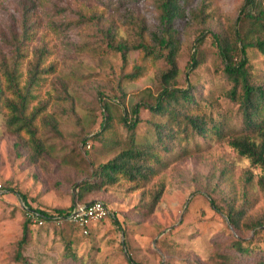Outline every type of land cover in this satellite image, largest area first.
I'll use <instances>...</instances> for the list:
<instances>
[{
    "label": "rangeland",
    "instance_id": "374dc122",
    "mask_svg": "<svg viewBox=\"0 0 264 264\" xmlns=\"http://www.w3.org/2000/svg\"><path fill=\"white\" fill-rule=\"evenodd\" d=\"M243 2L188 0V15L177 22L179 73L170 85L193 92L195 111L221 124L220 133L206 137L186 129L182 114L177 121L168 110L150 108L169 65L131 46L141 39L155 43V0H0V65L12 63L6 38L21 36L28 17L38 25L23 60V81L42 49L44 65L55 67L30 103L31 109L42 107L35 141L12 132L0 111V264H133L129 256L141 264H225L226 256L237 264L264 261V230L256 234L259 228L244 224L264 220L262 169L229 142L243 133L242 113L229 97L232 82L213 36L234 37ZM111 43L130 46L126 60ZM248 55L253 81L264 86L263 55L255 47ZM138 103L141 121L132 130L124 117L131 118ZM158 125H164L163 145ZM133 139L156 148L153 171L138 181L121 178L98 191H80L78 184L93 180L94 169ZM17 190L46 211L103 200L111 214L94 222L89 234L75 222L35 223L23 260H17L25 220ZM228 211H238L239 228L230 224ZM235 240L253 252L240 255Z\"/></svg>",
    "mask_w": 264,
    "mask_h": 264
},
{
    "label": "trees",
    "instance_id": "16d2710c",
    "mask_svg": "<svg viewBox=\"0 0 264 264\" xmlns=\"http://www.w3.org/2000/svg\"><path fill=\"white\" fill-rule=\"evenodd\" d=\"M120 1L124 2L125 0ZM155 1L160 11L158 30L152 32L155 43L151 44L141 39L140 43L131 46L133 49H142L148 57H164L169 65V68L161 76L162 90L157 97L156 104H151L150 108L158 112L168 110L176 116L177 121H179V115L182 114L185 128L191 129L196 134L211 137L215 133H220V123L207 120L205 115L198 113L195 111V107L191 106L194 100L193 92L187 89L174 88L170 85V82L179 73L177 22L187 17L186 4L188 0ZM37 25L36 21L30 23L28 17L24 18L21 36L14 35L13 40L6 38V42L11 46V52L13 53L12 63L4 65V61H2L0 65V111L5 112L8 127L12 132L20 135L26 133L31 141H35V138H37L36 120L42 112V107L30 108V103L37 96L34 89L45 78V74L55 71L54 65H44L47 50L42 49L38 53L37 60L30 64L28 78L25 81L22 79L23 60L27 56L28 46L36 34ZM235 28L234 37L227 41L223 37L213 34L217 42L219 56L223 61L224 74L232 82V87L228 92L229 97L239 104L242 113L243 133L231 137L229 142L241 155L248 157L253 165H257L262 169L260 185L264 188V86L253 81L248 55V48L255 47L264 57V0H244L240 8V14L236 19ZM249 31L253 32L254 36L249 37ZM111 46L120 51L124 60H126L129 45L111 43ZM193 60V64L197 65L198 59L194 58ZM140 107L139 103L136 104L132 109V117L129 118L128 114L124 117L125 124L132 130L141 121ZM163 127L164 125H158V140L161 145L164 144L162 140L164 137ZM158 157V152L152 144L139 143L133 139L130 145L117 156L94 169L93 180H84L78 186L80 191L93 192L112 186L121 178L138 181L139 178H143L147 176L148 172L153 171L151 162L158 159ZM8 191H15V189L9 187ZM16 192L25 202L23 235L17 242V260H23L22 249L29 240L31 226L35 224L34 218L36 215H39L43 220L41 225L46 223H72L73 221L67 218L72 209L79 204L91 202H77L69 210L58 209L55 212H50L39 207H33L28 203L23 193L18 190ZM159 196L160 193L157 194L155 200ZM82 197L79 195L80 199ZM211 204L218 212L222 211L213 198ZM227 216L231 225L236 228L240 227L241 219L238 216V211H228ZM115 221L117 220L115 219ZM244 224L251 229L259 228L256 230V234L264 230V220L245 222ZM73 225L81 229L83 234H89L90 232V227L88 233H85L84 229L78 224ZM232 246L240 255H249L253 252L249 246L244 245L243 240H235ZM128 260L133 264H141L136 263L131 256L128 257ZM261 263L264 264V261H259L257 264ZM225 264L237 263L233 256H226Z\"/></svg>",
    "mask_w": 264,
    "mask_h": 264
},
{
    "label": "built area",
    "instance_id": "2783aa9c",
    "mask_svg": "<svg viewBox=\"0 0 264 264\" xmlns=\"http://www.w3.org/2000/svg\"><path fill=\"white\" fill-rule=\"evenodd\" d=\"M111 214V208L103 200H94L89 203L79 204L75 206L67 218L84 229L88 233V228L103 217ZM35 223L42 224L43 220L39 215L34 218Z\"/></svg>",
    "mask_w": 264,
    "mask_h": 264
}]
</instances>
